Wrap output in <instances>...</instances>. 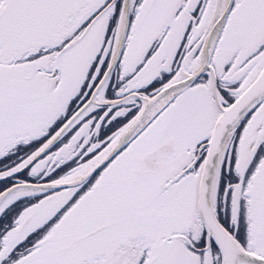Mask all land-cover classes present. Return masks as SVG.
<instances>
[{
  "label": "snow or ice",
  "instance_id": "6c2138e0",
  "mask_svg": "<svg viewBox=\"0 0 264 264\" xmlns=\"http://www.w3.org/2000/svg\"><path fill=\"white\" fill-rule=\"evenodd\" d=\"M0 264H264V0H0Z\"/></svg>",
  "mask_w": 264,
  "mask_h": 264
}]
</instances>
